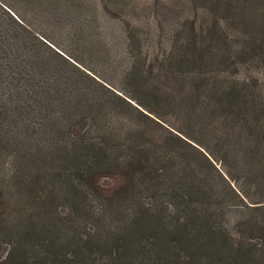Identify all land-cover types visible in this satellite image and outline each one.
Here are the masks:
<instances>
[{"label":"trees","instance_id":"1","mask_svg":"<svg viewBox=\"0 0 264 264\" xmlns=\"http://www.w3.org/2000/svg\"><path fill=\"white\" fill-rule=\"evenodd\" d=\"M191 1L210 26L124 20L131 63L106 96L0 3V264H264V77L234 71L264 64V0ZM14 197L35 205L15 217ZM233 206L251 211L237 236Z\"/></svg>","mask_w":264,"mask_h":264},{"label":"rangeland","instance_id":"2","mask_svg":"<svg viewBox=\"0 0 264 264\" xmlns=\"http://www.w3.org/2000/svg\"><path fill=\"white\" fill-rule=\"evenodd\" d=\"M3 1L0 2L2 9H8L14 17L23 20L37 37L48 42L71 60L77 58L83 62L86 70L96 80L93 81L95 92L105 96V89L97 83L105 84L106 87L120 92L131 63V54L123 36L126 24L124 20L127 18L141 20L140 30L143 34L150 33L152 36L162 32L168 34L175 29L185 30L190 24L189 22L185 24L187 21L196 20L198 24L204 26H210L213 23L207 15L208 10L201 4L199 7L191 0H112L111 8L114 11L105 8L106 2L110 0H74L75 3L73 0H58L57 3L48 0ZM87 4L88 7H82ZM0 12H2L1 8ZM221 20L225 22V19ZM236 33L238 32L235 26L228 28L227 34L230 36L232 48H236L241 41V37ZM75 62L79 63L76 60ZM234 71L258 82L257 77H264V64L252 66L251 71L244 66ZM170 114L167 116L168 122L174 121ZM138 116L139 114L131 108L123 110V118L127 122L131 120L137 122ZM93 199L94 197L91 196L84 200H89L88 203L94 205L97 211L99 205ZM231 200L234 202V199ZM12 203L9 212L15 217L23 215L24 208L33 209L35 205L32 199L18 197L12 198ZM68 209L66 205L58 208L59 211L64 210L62 215ZM98 213L99 211L95 212L96 217ZM250 213L248 208L233 206L226 209L227 224L236 236L241 217L247 218ZM102 215L106 216V213L99 214V216ZM95 219L89 224H95Z\"/></svg>","mask_w":264,"mask_h":264}]
</instances>
